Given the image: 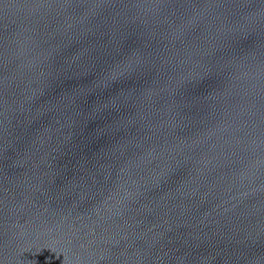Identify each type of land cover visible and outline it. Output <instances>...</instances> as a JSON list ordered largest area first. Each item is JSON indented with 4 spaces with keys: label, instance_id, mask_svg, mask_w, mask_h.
I'll use <instances>...</instances> for the list:
<instances>
[{
    "label": "water",
    "instance_id": "obj_1",
    "mask_svg": "<svg viewBox=\"0 0 264 264\" xmlns=\"http://www.w3.org/2000/svg\"><path fill=\"white\" fill-rule=\"evenodd\" d=\"M0 264H264V0H0Z\"/></svg>",
    "mask_w": 264,
    "mask_h": 264
}]
</instances>
